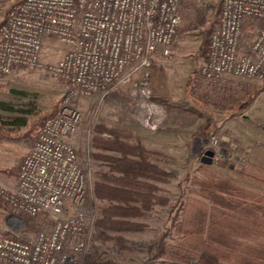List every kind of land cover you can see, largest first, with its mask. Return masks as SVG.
<instances>
[{
    "label": "built area",
    "instance_id": "built-area-1",
    "mask_svg": "<svg viewBox=\"0 0 264 264\" xmlns=\"http://www.w3.org/2000/svg\"><path fill=\"white\" fill-rule=\"evenodd\" d=\"M183 2L0 0V79L15 68H46L68 88L58 114L45 120L24 157L17 188L0 191L36 229L33 236L0 238V264H77L78 256L90 253L97 212L90 160L83 161L74 146L83 123L79 101L123 86L150 99L153 60L172 57ZM48 41L61 44L64 55L46 65ZM228 77L264 82V0H222L199 79ZM164 118L151 112L148 127L158 129Z\"/></svg>",
    "mask_w": 264,
    "mask_h": 264
},
{
    "label": "rangeland",
    "instance_id": "rangeland-1",
    "mask_svg": "<svg viewBox=\"0 0 264 264\" xmlns=\"http://www.w3.org/2000/svg\"><path fill=\"white\" fill-rule=\"evenodd\" d=\"M221 10L222 0H184L183 23L173 44L172 57L153 60L150 99L139 97L133 86H123L104 98L79 101L83 123L74 146L83 161L90 160L92 188L98 173L107 170L103 163L91 157L98 152L93 147L97 129L128 131L133 136L130 142L140 139L151 153L152 163L175 175L166 184L151 182L160 189L161 196L169 199V205L153 207L149 217L140 220L147 224L146 231L122 234L128 241L126 249L121 250L112 242L94 240L93 230L91 251L97 248L115 264H144L148 247L165 232H168V244L178 241L172 225L181 220V215L178 211L173 213L172 206L180 196L179 184L189 176L188 188L196 189L194 180L202 178L201 159L209 150L215 153L213 169L219 175L236 179L246 189L264 196V185L254 184L219 167L228 162L234 169L243 170L253 164L263 169L258 173L264 179V82L232 77L218 83L199 79V71L208 56L201 57L199 49L206 34L211 39L218 28ZM3 14L4 11L0 12V21ZM63 55L61 44L48 41L43 62L46 65L57 63ZM67 92L68 88L46 68H15L9 77L0 79V170L20 167L33 146L30 141L18 140L29 128L18 130L8 124L17 118L27 121L29 126L41 121L35 130V134H39L45 122L42 118L60 110ZM151 112L165 116L163 125L156 130L147 124ZM103 137L110 138L108 133ZM241 137L246 139L244 143ZM251 137L259 142L255 148L249 143ZM17 183L14 177L0 171V191L13 192ZM194 196L191 191L187 193L188 198ZM93 200L96 206L94 196ZM18 214L0 197V238L36 233L35 228L26 231V225L34 227L33 220L24 215L21 219ZM83 255L78 256L75 263L83 264Z\"/></svg>",
    "mask_w": 264,
    "mask_h": 264
},
{
    "label": "trees",
    "instance_id": "trees-1",
    "mask_svg": "<svg viewBox=\"0 0 264 264\" xmlns=\"http://www.w3.org/2000/svg\"><path fill=\"white\" fill-rule=\"evenodd\" d=\"M206 35L198 53L201 57L209 52L210 35ZM57 112L58 109L42 119L55 116ZM8 125L18 130L29 128L18 140L34 143L38 138L35 130L41 121L29 126L27 121L17 118ZM95 133L93 147L98 152L91 157L103 163L107 170L98 173L93 185L97 212L94 240L112 242L124 250L128 241L122 234L146 231L147 224L140 220L147 219L153 207L169 205V199L161 196L160 189L151 182L166 184L175 175L152 163L151 153L140 139L130 142L133 136L128 131L97 129ZM105 133L110 138L103 137ZM219 167L249 182L264 185L258 173L263 169L256 165L237 170L223 162ZM0 171L16 181L19 179L18 166ZM199 173L202 178L194 180V190L188 188L189 176L182 180L180 196L172 206V212L178 211L181 215V220L172 225L178 241L168 244V232L162 234L148 247L144 264H264V196L246 189L236 179L219 175L213 164L201 162ZM189 191L195 196L188 198ZM18 216L22 219L23 214ZM26 226V231L34 230ZM113 233L117 235L111 236ZM82 261L83 264H115L97 248Z\"/></svg>",
    "mask_w": 264,
    "mask_h": 264
},
{
    "label": "water",
    "instance_id": "water-1",
    "mask_svg": "<svg viewBox=\"0 0 264 264\" xmlns=\"http://www.w3.org/2000/svg\"><path fill=\"white\" fill-rule=\"evenodd\" d=\"M215 153L211 150L207 151L202 157L201 162L206 165H212Z\"/></svg>",
    "mask_w": 264,
    "mask_h": 264
},
{
    "label": "crops",
    "instance_id": "crops-1",
    "mask_svg": "<svg viewBox=\"0 0 264 264\" xmlns=\"http://www.w3.org/2000/svg\"><path fill=\"white\" fill-rule=\"evenodd\" d=\"M245 140H246L245 138L241 137V142H242V143H244ZM249 143L251 144V146H252L253 148H255V147L259 144V142H257V140L255 141V139L252 138V137L249 139ZM255 145H256V146H255ZM263 149H264V148H263Z\"/></svg>",
    "mask_w": 264,
    "mask_h": 264
}]
</instances>
